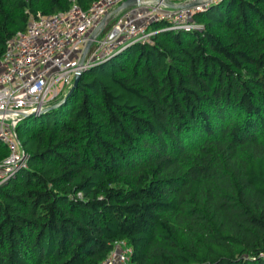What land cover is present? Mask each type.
Returning <instances> with one entry per match:
<instances>
[{"label": "trees", "instance_id": "trees-1", "mask_svg": "<svg viewBox=\"0 0 264 264\" xmlns=\"http://www.w3.org/2000/svg\"><path fill=\"white\" fill-rule=\"evenodd\" d=\"M73 1L95 0H0V56ZM197 20L20 119L27 165L0 186V264H99L117 239L127 264H264V0Z\"/></svg>", "mask_w": 264, "mask_h": 264}, {"label": "built area", "instance_id": "built-area-1", "mask_svg": "<svg viewBox=\"0 0 264 264\" xmlns=\"http://www.w3.org/2000/svg\"><path fill=\"white\" fill-rule=\"evenodd\" d=\"M125 1L95 0L88 8L73 1L66 10L31 18L8 40L0 56V140L9 154L0 162V185L27 165L16 129L26 113H40L79 73L136 42L163 30L198 29L197 15L222 0H137L116 11ZM131 251L125 239H117L99 264H127Z\"/></svg>", "mask_w": 264, "mask_h": 264}, {"label": "water", "instance_id": "water-1", "mask_svg": "<svg viewBox=\"0 0 264 264\" xmlns=\"http://www.w3.org/2000/svg\"><path fill=\"white\" fill-rule=\"evenodd\" d=\"M136 3H137V0H126L121 6H119V7L117 8L116 11H119V10H121V9H125V8H127V7H130V6H133V5H135ZM107 19H108V16L103 20L104 23L106 22ZM90 44H91V40L88 42L87 47H86V50L89 48ZM80 77H81V73H79V74L75 77V80H74L73 86L71 87L69 93H68L66 96H68V95L71 93V91L74 89V87L77 85L78 80H79ZM30 113H36V112H34V111H30L29 113H26V115H28V114H30Z\"/></svg>", "mask_w": 264, "mask_h": 264}, {"label": "rangeland", "instance_id": "rangeland-1", "mask_svg": "<svg viewBox=\"0 0 264 264\" xmlns=\"http://www.w3.org/2000/svg\"><path fill=\"white\" fill-rule=\"evenodd\" d=\"M68 90V87H66V88H62V89H60L59 90V92H58V94H56V96H54L50 101H49V105L51 104H54V103H56L58 100H59V98L61 97V96H63V94L66 92ZM18 132V131H17ZM19 135V134H18ZM3 184V183H2ZM1 184V185H2ZM0 185V186H1Z\"/></svg>", "mask_w": 264, "mask_h": 264}]
</instances>
